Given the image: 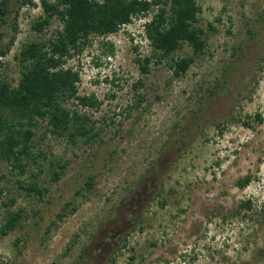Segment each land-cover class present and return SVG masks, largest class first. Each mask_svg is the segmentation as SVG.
<instances>
[{
	"label": "rangeland",
	"instance_id": "1",
	"mask_svg": "<svg viewBox=\"0 0 264 264\" xmlns=\"http://www.w3.org/2000/svg\"><path fill=\"white\" fill-rule=\"evenodd\" d=\"M196 2L205 47L194 55L185 44L174 54L194 59L180 78L143 35L151 15L114 34L90 35L66 59L64 68L80 77L78 96L101 103H66L93 133L71 141L38 119L35 162L25 173L0 159V224L21 213L15 230L0 237V264H264V0ZM32 3H9L18 10L17 34L0 57V78L11 87L21 50L38 44L47 53L62 30L52 17L34 32L47 15L40 0ZM8 28L2 24L0 33ZM145 57L148 74L138 63ZM245 177L250 183L241 189ZM17 181L41 193L28 194ZM87 181L83 197L77 192ZM242 201L252 209L240 208Z\"/></svg>",
	"mask_w": 264,
	"mask_h": 264
},
{
	"label": "trees",
	"instance_id": "2",
	"mask_svg": "<svg viewBox=\"0 0 264 264\" xmlns=\"http://www.w3.org/2000/svg\"><path fill=\"white\" fill-rule=\"evenodd\" d=\"M9 3L10 0H0V27L2 24L9 26L8 31L0 33V44L4 35L9 36L8 41L0 45V57H6L15 42L17 9L34 5L32 0H15L17 9H10ZM40 4L47 17L33 23L31 28L41 33L50 18L59 19L63 25L57 32L56 43L48 42L51 48L47 53L37 51L38 44L21 50V71L16 87L0 78V159L9 162L11 169H18L20 175L25 173L29 160L35 162L30 149L34 136L32 128L37 126L38 119H47L52 135H66L71 141L76 134L88 138L93 133L88 119L71 110L66 103L73 101L88 109H98L101 103L94 95L78 96L79 74L64 68L66 59L80 54L89 45L90 35L114 34L122 26L131 24L134 18L151 15L143 24V35L151 50L158 53V62L165 60L175 78L184 76L194 59L178 58L174 54L185 44L191 47L194 55L202 53L205 47V39L202 38L205 32L197 26L201 8L196 0H40ZM10 13L12 17L8 22ZM150 61L151 57L138 60L142 74L149 73ZM214 92L209 90V97ZM243 125L249 126L246 122ZM54 175V180L59 179L58 173ZM16 183L28 194L41 193L33 183ZM249 183L250 177H245L237 185L242 189ZM85 186L77 194L82 193L85 197L92 187L91 181H87ZM1 195L2 190L0 198ZM8 202V206L14 204L13 199ZM239 207L248 211L252 209L250 201H242ZM65 215V212L58 213L57 219L62 220ZM20 221L21 213H9L0 224V237L15 230Z\"/></svg>",
	"mask_w": 264,
	"mask_h": 264
},
{
	"label": "built area",
	"instance_id": "3",
	"mask_svg": "<svg viewBox=\"0 0 264 264\" xmlns=\"http://www.w3.org/2000/svg\"><path fill=\"white\" fill-rule=\"evenodd\" d=\"M147 21H149V20H147ZM146 22V21H145ZM145 22H143V23H145ZM122 27H124V26H122Z\"/></svg>",
	"mask_w": 264,
	"mask_h": 264
}]
</instances>
